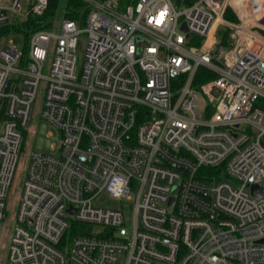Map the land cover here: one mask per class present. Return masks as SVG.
Returning <instances> with one entry per match:
<instances>
[{
  "label": "built area",
  "instance_id": "obj_1",
  "mask_svg": "<svg viewBox=\"0 0 264 264\" xmlns=\"http://www.w3.org/2000/svg\"><path fill=\"white\" fill-rule=\"evenodd\" d=\"M82 1L0 38V228L39 94L60 134L29 156L7 264H264V0ZM47 6L0 0V28Z\"/></svg>",
  "mask_w": 264,
  "mask_h": 264
},
{
  "label": "rangeland",
  "instance_id": "obj_2",
  "mask_svg": "<svg viewBox=\"0 0 264 264\" xmlns=\"http://www.w3.org/2000/svg\"><path fill=\"white\" fill-rule=\"evenodd\" d=\"M228 11L235 16L236 21L234 23L239 22V17H242V9L238 7H229ZM239 15V17H238ZM63 11L62 7L58 13H56L55 18L51 23V27L54 23L60 25L62 22ZM226 19V18H225ZM245 19V18H243ZM232 22V21H229ZM233 23V22H232ZM229 33V31H228ZM84 37H81L80 43L77 48V65L81 66L83 62L84 55V42H82ZM11 41L17 47H23V37L19 34L12 35ZM49 69V62L43 69V74H47ZM41 94L38 95L36 103L33 109V119L30 121L29 125L23 130V145L21 152L18 155V161L13 173L12 181L10 187L8 189L7 197L5 200V209L4 215L5 218L2 220L1 228H0V263L7 264L6 257L8 254V246L10 242L11 232L16 224V216L18 213L21 192L23 190L24 181L26 177V171L28 168V159L32 151H41L45 153H51L55 156L59 155L58 146L60 144V134L56 129L50 126L47 122L41 119L40 117V104H41ZM52 144L56 146V148L51 151ZM95 204L102 208L107 209H121L124 207L125 201L112 199L107 196H100Z\"/></svg>",
  "mask_w": 264,
  "mask_h": 264
},
{
  "label": "trees",
  "instance_id": "obj_3",
  "mask_svg": "<svg viewBox=\"0 0 264 264\" xmlns=\"http://www.w3.org/2000/svg\"><path fill=\"white\" fill-rule=\"evenodd\" d=\"M137 0H119L120 5L125 7L127 5L135 4ZM62 7L63 16L68 19H76L80 11L88 10V4L82 0H48V6L43 15L33 16L29 15L27 20L20 25L12 27H2L0 28V38L10 31L22 32L27 39L32 32L39 29H50L51 23L55 18L56 13ZM225 18L228 21H236V18L230 11H226ZM220 42L224 45L228 41V30L221 29L218 32ZM214 76L204 68H199L195 77L194 84H199L213 78ZM264 143V142H263Z\"/></svg>",
  "mask_w": 264,
  "mask_h": 264
},
{
  "label": "water",
  "instance_id": "obj_4",
  "mask_svg": "<svg viewBox=\"0 0 264 264\" xmlns=\"http://www.w3.org/2000/svg\"><path fill=\"white\" fill-rule=\"evenodd\" d=\"M182 28L185 29V26L183 25ZM251 191L253 195L258 197L264 195V191L262 189H259L256 185L251 186Z\"/></svg>",
  "mask_w": 264,
  "mask_h": 264
}]
</instances>
